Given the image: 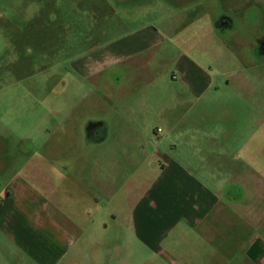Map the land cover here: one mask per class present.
Listing matches in <instances>:
<instances>
[{
  "label": "rangeland",
  "instance_id": "1",
  "mask_svg": "<svg viewBox=\"0 0 264 264\" xmlns=\"http://www.w3.org/2000/svg\"><path fill=\"white\" fill-rule=\"evenodd\" d=\"M246 3L257 9L251 12L257 19L254 27H236L219 37L210 18L230 13L235 19L236 8ZM133 33L136 38L125 44L136 47L143 41L148 46L135 59L124 56L114 64L80 58ZM259 39L263 53L252 55L250 48ZM183 55L207 68L209 87L190 90L177 67ZM183 100L197 105L177 129L191 133L182 138L183 152L175 157L195 164L192 173L198 178L208 180L205 173H213L225 182L229 203L245 204L230 207L254 210L257 215L248 216L245 225L259 227L264 241V0H0V193L23 169L22 189L25 178L27 185L25 197H17L20 210L35 229L48 216L47 233L60 234L65 248L69 240L60 264L146 260L135 236L127 238L129 191L113 199L98 195V184L115 182V190L128 181L141 186L152 181L160 165L157 158L146 163L145 157L169 146L154 131L168 130L163 110L171 120L169 115H175L174 121L186 114V105L170 111ZM93 121L105 123L103 142L88 134ZM193 136L197 145L188 147L185 140ZM29 165H44L49 175L28 173ZM204 165L206 172L201 171ZM49 180L50 186L43 182ZM140 189L132 187L131 195ZM125 238L132 246L127 255L93 245ZM2 243L18 254V261L31 264L6 234Z\"/></svg>",
  "mask_w": 264,
  "mask_h": 264
},
{
  "label": "crops",
  "instance_id": "2",
  "mask_svg": "<svg viewBox=\"0 0 264 264\" xmlns=\"http://www.w3.org/2000/svg\"><path fill=\"white\" fill-rule=\"evenodd\" d=\"M245 7H247L246 15H243L242 12ZM253 10H257L255 5L251 6V3H246L244 7L241 5L236 8L235 19L230 17V13H216L217 15L210 19L211 21H216L220 16L231 19L232 23L228 22V24L230 26L232 24L234 27H228L227 25L224 27L223 25L219 30L216 29L220 37L227 30H233L236 27L237 29L242 26L254 27L252 23L256 22L257 19L255 15L251 17ZM247 12L249 13V18ZM213 24L215 25V23ZM243 32L245 31L242 30ZM248 33L254 34L252 31ZM262 42L263 40L260 41L259 39L258 46L252 45L249 52L252 55H259L260 51L263 53L262 49H260V43ZM125 43L117 41L113 45V50L107 55L100 56L97 62L104 63L105 60H109V62L117 64L124 58L126 60L137 58L148 48L146 44H143V41L137 42L136 47H132L131 44H128V46ZM124 44L125 48L123 50L120 47ZM242 48L244 52L245 44L242 43L241 45L240 43L239 49L241 50ZM220 51L222 50L218 49V53ZM193 61L190 57L183 55L177 65L181 69L184 79L187 80L186 84L193 91L194 88L198 90L209 87L211 85V76L206 71L207 68ZM190 64L191 66H189ZM177 103L174 102L173 107L170 109L171 113L176 110L177 106L179 108L186 105L189 110H186L185 115L181 114L176 121H174L175 115H169L174 118V120H171L165 110L161 113L163 121L165 122L169 119L170 123L165 125V129L168 130L159 142L162 140L164 144L167 142L168 148L163 150L161 147L160 152L154 151L152 156L149 153L145 157L146 163L151 162L154 158H157L159 162L160 168H154V179L144 184L141 183L142 186L131 184L128 181L123 186H117L115 190V182L106 185L99 183L100 190L98 195L104 193L108 196H113V199H115L119 193L129 191L126 200L132 205L126 218L128 226L127 238L135 236L141 249L147 252L143 255L146 260L142 264L151 260L153 261L151 264H264V241L260 239V233L257 230L259 227L254 226L253 228L249 226L251 224L247 223L245 225V219L248 216H252L254 219L257 213L255 214V211L250 208L247 210L245 208L243 210L231 208L230 204L241 202L243 207H245V204L243 201L238 200L236 203H229L225 182H219L215 179L213 173H205V178L208 180L204 179L203 176L198 178L196 174L192 173H195L197 169L195 164L180 162L175 157L183 152L179 148L182 138L187 137L191 133L188 129H177L183 123L186 124L185 120L190 118L188 115L193 113L197 105L196 103L192 105V103L185 100L179 102V104ZM206 119V117L201 116L203 122H207ZM188 128L191 127L188 126ZM176 131L181 134L179 135ZM102 135L103 137H97L96 143L103 142L107 138L106 135ZM204 137L216 139L213 135ZM185 141L188 147L189 145L193 147L197 145L194 136ZM95 150L101 151V149ZM1 151L3 149L0 148ZM187 152L191 154L195 150H188ZM99 161H101L100 158ZM27 165H25L24 169ZM28 167L31 166L29 165ZM97 167H102L101 162H99ZM201 169V171L204 170L205 172L208 170L205 165ZM217 169L222 171L221 168ZM61 170H67V168ZM21 171L23 169L17 170V173L13 174L11 180L6 183L5 193H0V264H30L24 260L22 262L18 261V254H12L11 248L8 251L6 250V246L4 247L2 243L5 234L10 243L14 242L18 250L24 253L31 264H60L67 255L70 245L69 240L66 241L67 248H65L62 243L59 244L60 234L54 235L51 232L55 236L52 237V235L47 233L48 216L42 217L46 224H41L40 229H35L31 226L27 217L23 216L17 197H25L24 189L27 185V178L23 182L25 185L22 189ZM36 171L49 175V170L44 165L39 166V168L35 166L29 168L28 173L35 174ZM0 172H3L1 168ZM221 176L222 174H220ZM43 182L50 186L52 181ZM134 186H140L141 188L138 195H131V189ZM234 207H237V205ZM113 218L116 219L119 216L114 214ZM252 223L255 222L252 221ZM257 226L259 225L257 224ZM103 227L107 228L108 226L105 224ZM57 229L54 228L53 230L57 231ZM61 232L67 234L68 229H62L60 230ZM127 238L122 242L114 241L111 243L99 240L93 245L96 250H113L116 252V256L120 251H124L127 255V251L129 252L132 249V246L128 244ZM247 243L248 248L245 250ZM155 254L156 257L154 259L152 255ZM134 260L132 263H136ZM119 262L121 263V260Z\"/></svg>",
  "mask_w": 264,
  "mask_h": 264
},
{
  "label": "flooded vegetation",
  "instance_id": "3",
  "mask_svg": "<svg viewBox=\"0 0 264 264\" xmlns=\"http://www.w3.org/2000/svg\"><path fill=\"white\" fill-rule=\"evenodd\" d=\"M228 22L229 23H232V21H231V19H229V18H227V17H224V16H220V17H218V19L214 22L215 23V27H216V29L217 30H219V28H222L223 27V25H224V27H225V25H227L228 27H234V26H232V24H231V26L228 24ZM135 35L136 34H128V35H126L125 36V38L124 37H122V38H115L114 40H111V42L106 46V45H102V48L101 49H97V50H93V51H90L88 54H85V55H83L82 57H80V58H84V57H86V58H91V59H93L95 62H97L98 61V58L100 57V56H104V55H107V54H109L110 53V51L111 50H113L112 48H113V45L117 42V41H125L126 42V40H133V39H135L136 37H135ZM126 39V40H125ZM261 44V43H260ZM103 46H105V47H103ZM121 46V45H120ZM97 52V53H96ZM80 58H78V59H80ZM77 60V59H76ZM74 62V61H73ZM99 63V62H98ZM103 64V63H102ZM104 126H105V123H103V122H101V121H98V122H91L90 123V125H89V127H88V134H89V136H90V138L92 139V140H94V141H96L97 140V137L99 136V135H101V134H103V132L101 133V131L103 130H105L104 129ZM101 130V131H100ZM97 135V136H96ZM154 136H155V138L157 139V137H156V131L154 132Z\"/></svg>",
  "mask_w": 264,
  "mask_h": 264
},
{
  "label": "built area",
  "instance_id": "4",
  "mask_svg": "<svg viewBox=\"0 0 264 264\" xmlns=\"http://www.w3.org/2000/svg\"><path fill=\"white\" fill-rule=\"evenodd\" d=\"M163 134H164V131L161 128L156 130V137H157L158 141L161 140Z\"/></svg>",
  "mask_w": 264,
  "mask_h": 264
}]
</instances>
